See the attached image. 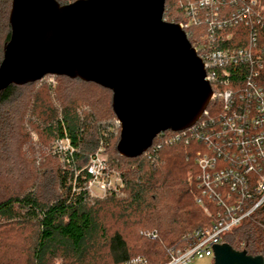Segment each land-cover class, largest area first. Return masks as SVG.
Returning <instances> with one entry per match:
<instances>
[{"label": "trees", "instance_id": "obj_1", "mask_svg": "<svg viewBox=\"0 0 264 264\" xmlns=\"http://www.w3.org/2000/svg\"><path fill=\"white\" fill-rule=\"evenodd\" d=\"M58 1L68 4L75 0ZM190 1L194 0H166L164 19L186 21L184 8ZM11 4L12 0H0V64L11 35ZM185 31L196 46L205 36L206 26ZM227 32L235 35L223 47L251 44L252 26L240 24ZM257 51L264 56L263 32L258 37ZM46 77L24 85L11 84L0 91V149L15 142L22 130L31 129L51 139V152L63 164L56 169L53 180L41 178L28 189L13 188L19 175L0 174V219L32 226V242L24 248L27 264H124L136 257L145 259L146 264H162L169 260L171 251L195 243L196 231L213 225L216 210H212L213 216L206 214L195 199L197 169L193 155L202 143L186 142L184 138L167 143L174 134L170 130L157 135L152 146L135 158L121 156L113 146L114 156L108 164L124 179L121 193L91 197L85 190H78L83 178L75 182L74 171L83 168L101 141L109 144L100 130L109 125L102 114L113 116L120 137L112 108L113 94L94 82L67 76L56 75L54 87L42 83ZM259 84L264 90V67ZM208 110L213 116L220 113L214 102ZM65 134L76 148L69 163L53 149L55 140ZM148 232L157 236L151 238ZM224 241L237 250L264 256V204L228 232ZM9 248L0 244V264H16L14 255L21 249L13 246L9 254Z\"/></svg>", "mask_w": 264, "mask_h": 264}, {"label": "water", "instance_id": "obj_2", "mask_svg": "<svg viewBox=\"0 0 264 264\" xmlns=\"http://www.w3.org/2000/svg\"><path fill=\"white\" fill-rule=\"evenodd\" d=\"M166 0H12L11 35L0 91L47 75L79 78L112 91L117 151L145 153L167 130L192 126L210 103L204 64ZM214 264H264V256L212 244Z\"/></svg>", "mask_w": 264, "mask_h": 264}, {"label": "built area", "instance_id": "obj_3", "mask_svg": "<svg viewBox=\"0 0 264 264\" xmlns=\"http://www.w3.org/2000/svg\"><path fill=\"white\" fill-rule=\"evenodd\" d=\"M184 11L186 21L179 23L184 30L206 26L205 36L194 47L212 88L209 105L214 102L220 113L213 116L208 105L192 126L174 132L166 142L184 138L202 143L193 155L195 199L206 214L213 216L215 209L216 217L210 228L195 232V243L171 251L162 264H195L204 258L214 264L212 244L226 242L225 235L264 204V90L259 84L264 56L257 51L258 37L264 35V4L261 0H194ZM240 24L252 26L249 47H223L235 35L226 30ZM53 149L67 163L76 153L67 134L55 140ZM74 175L75 182L83 178L78 190L91 197L119 194L125 186L121 173L109 167L102 149L90 154ZM124 264H146V260L136 257Z\"/></svg>", "mask_w": 264, "mask_h": 264}, {"label": "rangeland", "instance_id": "obj_4", "mask_svg": "<svg viewBox=\"0 0 264 264\" xmlns=\"http://www.w3.org/2000/svg\"><path fill=\"white\" fill-rule=\"evenodd\" d=\"M55 76L56 75H47L42 83L48 82L55 87L57 85ZM101 116H103V120H109V125L107 124L100 129L103 137L105 136V141L109 140V144H104L103 146L99 145L100 147L98 146L95 150L91 151L90 154L102 149L103 156L107 158V160H110V158L114 156L112 148L113 146L116 147L119 135L116 133L117 127L113 116L106 113ZM21 136L22 139L20 138ZM18 140H22L23 144H19ZM113 141H115V143H112ZM0 151V155H2V160H0V174L3 173L4 175L15 178H17L18 175L20 176V178L12 184L15 189H20V187L28 189L34 182H37V180L40 181L41 178L53 180L56 169L59 166H63L62 162L55 158L53 156L54 154L51 152V139L45 136L44 133H37L35 130L31 129H28V132L27 130H22L21 135L19 136L18 134L15 142L12 141L8 148L1 147ZM32 236L33 230L31 224L0 219L1 246H10L9 254L14 250L12 249L13 246H18L21 249L18 255H14L16 256V264H27L26 258L28 252H26L27 249L25 250L24 248H26L29 243L31 244ZM208 263L209 260L204 258L197 260L195 264ZM56 264H59V261Z\"/></svg>", "mask_w": 264, "mask_h": 264}]
</instances>
